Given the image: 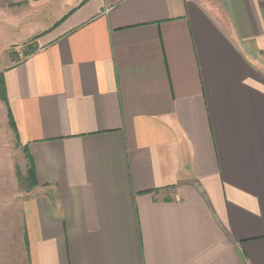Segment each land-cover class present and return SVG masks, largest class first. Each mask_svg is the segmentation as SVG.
I'll return each mask as SVG.
<instances>
[{
  "label": "crops",
  "instance_id": "1",
  "mask_svg": "<svg viewBox=\"0 0 264 264\" xmlns=\"http://www.w3.org/2000/svg\"><path fill=\"white\" fill-rule=\"evenodd\" d=\"M11 11L45 25L0 68V264H264V0Z\"/></svg>",
  "mask_w": 264,
  "mask_h": 264
},
{
  "label": "rangeland",
  "instance_id": "2",
  "mask_svg": "<svg viewBox=\"0 0 264 264\" xmlns=\"http://www.w3.org/2000/svg\"><path fill=\"white\" fill-rule=\"evenodd\" d=\"M28 13L31 15L30 18L35 17L37 13L39 15V12ZM28 17L27 19H29ZM8 18L10 22L4 23L8 35L6 34L5 37L0 38V57H3L0 60V68L5 66L7 62H17L23 59L31 48L35 46L36 27H32V23L41 22L42 25H45L44 18L40 16L39 18L36 16L38 19L35 21L14 23L13 21H17L18 19V13L14 11L8 14ZM7 41H10V43H6ZM23 167L24 160L20 146L16 138L6 127V123L0 121V178L2 180L9 179L10 175L14 173L18 179V173L21 174L23 172ZM19 178L21 177L19 176Z\"/></svg>",
  "mask_w": 264,
  "mask_h": 264
},
{
  "label": "trees",
  "instance_id": "3",
  "mask_svg": "<svg viewBox=\"0 0 264 264\" xmlns=\"http://www.w3.org/2000/svg\"><path fill=\"white\" fill-rule=\"evenodd\" d=\"M0 95L2 98L6 97V91H5V86H4L2 74H0Z\"/></svg>",
  "mask_w": 264,
  "mask_h": 264
}]
</instances>
